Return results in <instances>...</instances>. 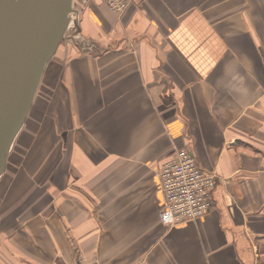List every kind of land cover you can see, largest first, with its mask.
Here are the masks:
<instances>
[{
    "label": "crops",
    "instance_id": "0c3cea01",
    "mask_svg": "<svg viewBox=\"0 0 264 264\" xmlns=\"http://www.w3.org/2000/svg\"><path fill=\"white\" fill-rule=\"evenodd\" d=\"M73 7L7 158L30 177L6 199L34 194L0 219V264H264V0ZM180 147L213 204L166 226Z\"/></svg>",
    "mask_w": 264,
    "mask_h": 264
},
{
    "label": "water",
    "instance_id": "95a60500",
    "mask_svg": "<svg viewBox=\"0 0 264 264\" xmlns=\"http://www.w3.org/2000/svg\"><path fill=\"white\" fill-rule=\"evenodd\" d=\"M74 0H0V177L42 76L73 19Z\"/></svg>",
    "mask_w": 264,
    "mask_h": 264
},
{
    "label": "built area",
    "instance_id": "2783aa9c",
    "mask_svg": "<svg viewBox=\"0 0 264 264\" xmlns=\"http://www.w3.org/2000/svg\"><path fill=\"white\" fill-rule=\"evenodd\" d=\"M123 13L136 0H93ZM164 195L160 220L166 226L197 220L212 207L215 174L201 168L196 155L185 147L177 148L159 169Z\"/></svg>",
    "mask_w": 264,
    "mask_h": 264
},
{
    "label": "rangeland",
    "instance_id": "374dc122",
    "mask_svg": "<svg viewBox=\"0 0 264 264\" xmlns=\"http://www.w3.org/2000/svg\"><path fill=\"white\" fill-rule=\"evenodd\" d=\"M17 151L18 150L16 148V149H14L13 153H18ZM14 160H13V157L11 156L5 173H3V175L0 177V219L7 217V214L11 213V210H13L12 212H21L22 210H25L22 212V216H23L25 213H27V214L29 213V211H30L29 207H31V206L27 205L28 204L27 203L28 197L34 193H32V194L27 193V194L23 195L21 198H18L16 200H12V201L10 200V197H9V201H8V199H6L7 197L4 196L5 189H6L5 182L7 181V179L11 180L12 178H18L21 175V173L23 174V178H22L23 180H21L22 186L18 187V184H17L18 188L15 187V189H11L9 191L8 194H11V195L16 194V196H17L18 195L17 193L20 192V189H22L23 186L27 185L25 183H26V178L28 175L23 173V171H24L23 169H20V164L18 163V158L17 159L14 158ZM28 177H30V176H28ZM30 180L32 181L33 179L30 178ZM33 182L34 181H32L31 187L33 186ZM21 183H19V185ZM35 190H36V187H33L32 191L37 193L38 189L36 191Z\"/></svg>",
    "mask_w": 264,
    "mask_h": 264
}]
</instances>
